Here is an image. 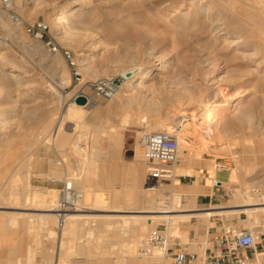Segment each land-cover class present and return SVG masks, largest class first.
I'll return each mask as SVG.
<instances>
[{"label": "rangeland", "instance_id": "374dc122", "mask_svg": "<svg viewBox=\"0 0 264 264\" xmlns=\"http://www.w3.org/2000/svg\"><path fill=\"white\" fill-rule=\"evenodd\" d=\"M165 1H173V6L167 10L158 9ZM186 1L14 0L15 10L25 22L43 19L49 24L55 43L61 50H69L76 59L81 77L74 78L61 54L50 55L23 28H14L8 19L5 24L0 23V28L8 35V41L0 44L1 261H14L16 258L17 264H55L61 241L60 264H170V258L158 248L156 250L161 252L162 259L142 257L139 254L142 240L139 246L136 242L144 239L158 225H165L171 236L169 245L177 237L182 244L190 245L189 251L202 252L208 245L207 228L218 220L235 222L244 227L260 224L264 220V211L224 212L208 216H176L173 221L169 220L172 222L167 221L168 224L160 221L149 228L143 217V220L138 217L127 225L119 217L100 216L81 219L76 222L78 226L67 227L62 233L56 228L57 219L45 220L37 215L29 217V214H22L45 212L29 208L40 203L42 191L53 193L58 199L60 185L47 181V174L59 178L69 175L74 181L73 186L79 190L94 188L96 199L93 205L105 210L92 213L104 215L145 214L131 211L148 209L154 203L144 202L147 199L143 189L155 182L158 184L155 194H162L169 203L176 197L172 203L174 209H195L175 214L246 205L249 195L253 194L257 202L262 201L264 78L250 71L254 63L248 60V56L254 48L231 50L225 47L224 42L206 35L204 30L193 32L188 38L174 33L170 22L174 23L180 17L169 18L170 13L180 3L178 9L181 12L195 8V2L189 5ZM79 12L82 19L77 21L73 17ZM57 16H64V21H58ZM14 32L19 33L17 38ZM260 54L264 55V49ZM2 61L13 65L16 72L8 74L12 72L9 68H1ZM149 67L152 71L145 75L143 84L126 91L121 74L129 69L140 72ZM60 71L66 76L64 84H60ZM259 72L262 73L261 70ZM99 79L112 80L116 85L111 97L96 94L92 83ZM213 79L216 83L209 84ZM51 88L56 92L53 93ZM79 90L88 95L86 107L74 102L73 97ZM124 92L133 95L129 97ZM228 92L234 94H231L234 100L219 123V108H215L217 112L210 110L203 119L194 116V112L201 111L195 97L212 100ZM131 98L133 101L129 100ZM236 101L238 104L234 106ZM78 107L85 109L81 111ZM175 107L185 108L182 117L185 120L179 126L182 129L178 134L179 156L181 158L182 154L189 153L200 168L186 180H178L177 174L169 179L156 180L143 160L140 138L150 131H170L176 126L180 117L173 113H170L166 126L154 124L155 120L165 117V111ZM192 108L194 112L190 111ZM58 119H62L59 121L62 131L55 138L52 129ZM48 120L51 126L43 132ZM211 125L215 130H223L222 136L215 138L212 134L207 135L205 131ZM73 128L77 134L83 132L81 139L73 138ZM96 132L97 135H94ZM112 132L121 136L116 147L110 146L107 137ZM58 137H62V142ZM183 139L189 144L185 145ZM216 162L225 164L228 169H217ZM201 169L205 175L200 172ZM216 181L219 183L216 184ZM37 189L42 193H38ZM200 192L210 195L200 200L197 198ZM33 194L38 197L33 198ZM242 207L253 206L233 208ZM13 213L24 216L17 215L15 220L11 217ZM105 220L111 223L107 224ZM49 229L54 232L50 234ZM171 229L175 230L173 234ZM32 253V259L27 261Z\"/></svg>", "mask_w": 264, "mask_h": 264}, {"label": "bare ground", "instance_id": "6f19581e", "mask_svg": "<svg viewBox=\"0 0 264 264\" xmlns=\"http://www.w3.org/2000/svg\"><path fill=\"white\" fill-rule=\"evenodd\" d=\"M183 0H181L182 2ZM194 3L195 8L193 10H191L190 8L185 12H181V10L179 11L178 7L181 4L177 5V9L174 12L170 13L169 18H171L172 16H178V19L180 17V19L176 22H170L171 25H173L174 28V33L181 35L182 37L188 38L191 33L199 31V30H204V32L206 33V35H209V37H213L216 41L219 42H224L225 47L230 48L231 50H249L251 48H254L253 53L250 52L248 56V60L252 63H254V68L250 69L251 72L257 73V75L260 78H264V69H261L262 66H264V55L260 54V51L264 48V0H187L186 4H191ZM13 3L14 0H13ZM17 3V2H16ZM20 5V4H19ZM188 5V6H189ZM154 6V5H153ZM173 6V1H165L164 3H162L160 6H158V9H163V10H167L169 9V7ZM188 8V7H187ZM17 9V8H16ZM179 12H181L179 14ZM179 15H178V14ZM155 14V13H154ZM164 16V15H163ZM165 18V17H164ZM56 19L58 21H64V16H57ZM73 19H76L77 21H80L82 19V14L79 12L77 15H75L73 17ZM160 19V18H159ZM176 20V19H175ZM1 22L3 24L6 23V18L2 17ZM158 28V26H156ZM160 27V26H159ZM15 28V27H14ZM67 32V31H66ZM14 37H18L19 33L14 32ZM170 36V35H169ZM171 37V36H170ZM169 37V38H170ZM175 39V38H174ZM39 42V41H38ZM183 43V42H182ZM225 51V50H224ZM240 52V51H239ZM244 53V52H243ZM246 54V53H245ZM244 54V55H245ZM51 55V54H50ZM161 56V55H160ZM54 58V57H53ZM84 64V63H83ZM58 66V65H57ZM1 68H9L10 72L12 73H8L10 75H13L14 72H16V69L13 68V65H11L10 63L6 62V61H2L1 63ZM62 69V68H61ZM161 69V68H160ZM130 70V69H129ZM128 72L126 71V73H122L121 75L124 78V87L126 91H131L133 90L136 86H139L141 84H143V80L144 77L147 73L152 71V67L146 68L140 72H133L132 70H130ZM261 70L262 73L260 74V72L258 73V71ZM124 70H122L121 72H123ZM248 72V71H247ZM92 73V72H91ZM17 74V73H16ZM209 74V73H208ZM250 74V73H249ZM253 74V73H252ZM67 75V74H66ZM58 77L60 78V84H64L67 82V80L64 77V74L62 71L59 72ZM257 77V76H256ZM203 79V78H202ZM163 80V79H162ZM204 80V79H203ZM215 79H213L209 84H214L216 83V81H214ZM165 82V81H164ZM221 82V80H220ZM166 83V82H165ZM150 84V83H148ZM221 84V83H220ZM154 86V84H153ZM152 86V87H153ZM216 88V87H214ZM239 88V87H238ZM53 93L56 92V89L51 88ZM149 89V88H148ZM198 89V88H197ZM186 90V89H185ZM228 90V89H227ZM189 91V90H188ZM154 92V91H153ZM215 92V90H214ZM126 96H129L130 93L129 92H124ZM143 93V92H142ZM186 93V92H185ZM188 93V92H187ZM218 93V92H217ZM216 93V94H217ZM233 94V93H231ZM229 92L226 95H222L219 97H210L212 98V100H204L203 96H197L195 97L197 102V105L200 107L199 109L201 110L199 113L198 112H194V107L192 109H190L191 112H194V116L198 117V118H202L206 113L210 112V110H215V108H219L220 109V115L218 116L217 119V123H219L221 120H223L222 118H225V114L228 112V108H229V104L233 102L234 100V94L231 95ZM133 95V94H132ZM132 95H130L129 97H132ZM137 95V93H136ZM199 95V94H198ZM186 97V95H185ZM184 97V98H185ZM209 97V96H208ZM87 98V97H86ZM173 98V97H172ZM134 99V96H133ZM149 100V98H147ZM174 99V98H173ZM128 100V99H127ZM129 100H132L129 99ZM139 100V99H138ZM137 100V101H138ZM125 101V100H124ZM133 101V100H132ZM145 101V100H144ZM239 101V100H238ZM238 101L234 102L236 106L238 104ZM131 102V101H130ZM142 102V100H141ZM139 102V103H141ZM148 102V101H147ZM151 102V101H150ZM155 102V101H154ZM189 101L187 100V103ZM132 103V102H131ZM137 103V102H136ZM145 103V102H144ZM152 103V102H151ZM181 103V102H180ZM186 103V102H185ZM135 104V102H134ZM156 104V103H155ZM158 104V103H157ZM136 105V104H135ZM143 105V104H141ZM154 105V103H153ZM159 105V104H158ZM184 105V104H183ZM186 105V104H185ZM188 105V104H187ZM85 106V105H83ZM149 106V105H148ZM147 106V107H148ZM70 107V106H69ZM73 109L76 108V106H74L73 104ZM86 107V106H85ZM85 107H78L80 110L83 108L85 109ZM138 107V106H137ZM140 107V106H139ZM146 108V106H143ZM141 108V107H140ZM198 108V107H197ZM232 108V107H231ZM156 109V107H155ZM160 109V108H159ZM198 109V110H199ZM81 110V111H82ZM185 108L182 109L181 108H170L169 110L165 111L166 115L164 118L161 117V119H157L155 120L154 124L158 125V126H166L169 122L167 121L172 113L176 115H178V117H180V120L177 122V126H180V123L182 122V120H185L184 118L182 119V117H184L185 114ZM74 111V110H73ZM78 111V110H77ZM164 111V109H163ZM214 111L212 113H214ZM218 111V110H217ZM216 111V112H217ZM69 112V111H68ZM97 112V111H95ZM159 112V111H158ZM238 112V111H236ZM238 115V113H236ZM77 113H80L79 111ZM132 113V112H130ZM171 113V115H170ZM45 114V113H44ZM69 114V113H68ZM67 114V116H68ZM193 114V113H192ZM232 114V113H231ZM72 115V114H71ZM70 115V116H71ZM83 116V115H82ZM132 116V114H131ZM158 116V115H157ZM211 116V114H210ZM216 116V114H215ZM45 117V116H44ZM126 117V116H125ZM207 117V116H206ZM49 118V117H47ZM46 118V119H47ZM71 118V117H70ZM104 118V117H103ZM130 118V116H129ZM204 118V117H203ZM202 118V119H203ZM51 119V118H49ZM63 119V118H62ZM62 119H58L56 124L54 125L53 129H52V135L53 137H57L58 135H60L62 128H59V121H61ZM178 119V118H177ZM206 119V118H205ZM80 120V119H79ZM126 120V118H125ZM129 120V119H128ZM214 120V119H213ZM70 121V120H69ZM82 121V120H81ZM177 121V120H176ZM194 122L196 120H193ZM201 121V120H200ZM199 121V122H200ZM204 121V120H203ZM47 123L44 126V130L45 128L47 130V128H49L48 126H51V121L49 122L46 121ZM83 122V121H82ZM101 122V121H100ZM85 124V121L83 122ZM63 125V122L61 123ZM83 124V127H84ZM123 124V123H122ZM197 124V123H195ZM212 124V123H210ZM223 124V123H222ZM153 125V124H152ZM173 125V124H172ZM193 125V122H192ZM198 125V124H197ZM157 126V128H158ZM86 127V126H85ZM110 127V126H109ZM174 127V126H173ZM196 127V126H195ZM82 128V127H81ZM172 128V127H171ZM68 129H71L68 127ZM79 130V129H77ZM82 130V129H81ZM177 134H181L182 129L179 127ZM50 131V130H49ZM72 133H73V138L75 137L76 139H78L83 135V132L80 134H77V131H75V129H72ZM196 131V130H195ZM223 130H215L214 126H209V128L205 131V133L207 135L211 134L215 137L218 138L219 136H222L223 134ZM79 133V131H78ZM97 135V132L94 134ZM103 135V134H102ZM101 135V136H102ZM107 136V135H105ZM212 136V137H213ZM64 137V136H63ZM94 137V136H93ZM103 137V136H102ZM109 137V144L112 147H116L117 143L121 140V136L119 135V133H109L108 136ZM179 137V136H178ZM202 137V136H201ZM52 138V137H51ZM59 138V137H58ZM204 138V137H203ZM221 138V137H220ZM65 139V138H64ZM68 139V138H67ZM107 139V138H105ZM209 139V138H208ZM59 140H61L62 142V137L61 139L59 138ZM182 140V139H181ZM97 141V140H96ZM102 141V140H101ZM47 142V141H45ZM59 142V141H58ZM57 142V143H58ZM108 142V139H107ZM185 143V145H188L189 142L184 140L183 141ZM181 142V143H182ZM44 143V142H43ZM93 144V143H92ZM107 144V143H106ZM120 144V143H119ZM60 145V144H59ZM90 145V144H89ZM94 145V144H93ZM202 145V144H201ZM107 146V145H106ZM95 148V146H93ZM97 148V147H96ZM95 148V149H96ZM94 149V150H95ZM99 149V147H98ZM93 150V148H92ZM92 152V151H91ZM93 155V154H92ZM192 157V156H191ZM43 160V159H42ZM84 161V160H83ZM29 162V161H28ZM48 162V161H47ZM51 162V160H50ZM65 162V161H64ZM92 164L93 162L90 161ZM36 163V162H35ZM34 163V164H35ZM81 163V162H80ZM87 164L89 165L90 163L87 161ZM86 164V165H87ZM87 165V171H89L90 173V168H88ZM94 165V164H93ZM91 166V165H90ZM81 167V166H80ZM60 168V167H59ZM69 168V167H68ZM85 168V167H84ZM148 171L153 170L152 166L148 167L147 169ZM58 171V170H57ZM81 172V171H80ZM191 172L190 169H175L173 170L172 174H182V173H186L187 174ZM67 173V172H66ZM74 173V172H73ZM41 174V173H40ZM87 174V173H86ZM18 175V174H17ZM65 182L68 185H73L74 181L72 180V177L68 175V177H65ZM251 184V183H250ZM158 184L157 182L151 184L150 186L144 187V197L147 199L146 201L144 200V202H154L155 205H153L154 203L151 204V206L149 205L150 203H148V205L150 206L148 209H144V210H140V211H131V212H144L145 214H110L107 213L104 215V213L102 214H97L95 213L96 211L98 212H104L105 209L99 208V207H94L93 205V201H95V195L92 189L89 188H81V191L83 193L82 199H81V207L77 210H73V211H69L65 213V221H64V225L62 228V233L65 231V229H67V227H76L77 225V221L84 219V218H90V217H100V216H104V217H119L121 218L125 224L128 225V223L130 224L131 220H135L138 219V217H140V219L143 217L145 219L144 223L146 222L147 226L150 227H155L156 224L160 221L163 222H172V218L175 219L176 216H179L177 218H180V216H185V217H191V216H201V215H212V214H218V213H229V212H259V211H264V198H262V201L257 202V200H255V196L253 195H249V201L246 205H233V207L235 206H253V207H242V208H233L230 205V209H224V210H207V211H203V212H191V213H177L175 214L174 212H180V211H194L195 209L190 208V209H174L173 208V201L176 200V197H174V199H172L171 203H169L167 200V198H164L162 194H155V190L157 189ZM247 187V186H246ZM53 190V189H52ZM38 191V189H37ZM41 191H38V193ZM43 194L39 195L40 197V203H36L34 205H32L33 207H29V208H34L36 210H40V211H45V212H39L36 214H30V213H22V214H29V217H33L34 215L39 216L41 219H49V220H53V219H57L58 214L56 212V202L57 199L56 197L53 195V193H45L46 191H42ZM41 192V193H42ZM35 193V192H34ZM5 196L7 194H4ZM11 195V194H10ZM97 195V194H96ZM108 195V194H107ZM8 196V195H7ZM130 196V195H129ZM3 197V196H2ZM38 197L37 195L33 194V198ZM31 198V197H30ZM130 198V197H128ZM6 199V198H5ZM166 199V200H165ZM28 200V199H27ZM26 200V201H27ZM32 200V198H31ZM36 200V199H34ZM33 200V201H34ZM137 200V197H136ZM101 202V201H100ZM137 202V201H136ZM5 203V202H3ZM30 203V202H29ZM103 203V202H102ZM101 203V204H102ZM106 203V202H104ZM167 203V204H166ZM168 203L170 205H168ZM134 204V203H133ZM177 204V203H176ZM242 204V203H241ZM27 205V204H26ZM143 206V205H142ZM147 206V205H146ZM28 208V207H26ZM137 210V209H136ZM55 211V212H54ZM92 211H95L94 213H92ZM111 211V210H110ZM248 213V214H249ZM11 214V213H10ZM21 213H13L11 215V217L13 216V218L16 220L15 216L17 215H22ZM24 216V215H22ZM28 218V217H27ZM142 218V220H143ZM13 219V220H14ZM103 219V218H102ZM258 219V218H257ZM14 220V221H15ZM172 220V221H169ZM255 220V219H254ZM57 221V220H56ZM256 221V220H255ZM259 221V219H258ZM264 221V220H262ZM13 222V221H12ZM11 222V223H12ZM109 222V221H108ZM108 222L105 223L108 224ZM141 222V221H140ZM257 222V221H256ZM111 222H109L110 224ZM134 224V223H133ZM168 224V223H167ZM9 225V224H8ZM132 225V224H131ZM109 226V225H108ZM107 226V227H108ZM135 225H133L134 227ZM142 226V225H141ZM110 227V226H109ZM121 227V226H120ZM7 228V227H6ZM137 228V227H136ZM143 228V226H142ZM5 229V228H4ZM111 229V228H110ZM1 230V229H0ZM108 230V229H107ZM124 230V229H123ZM137 230V229H136ZM172 230V229H171ZM106 231V230H105ZM114 231V230H113ZM135 231V230H134ZM139 231V230H138ZM175 230H172V234ZM3 232V231H2ZM50 234L53 233L54 231L52 229H49ZM171 233V231H170ZM169 233V234H170ZM142 234V233H140ZM61 236V235H58ZM60 238V237H58ZM127 240V239H126ZM143 240L142 238H140L137 242L136 245L139 246L140 241ZM9 241V240H8ZM119 242V241H118ZM121 242V241H120ZM114 243V242H113ZM128 243V242H127ZM117 244V243H116ZM130 246V245H129ZM161 250V252L163 253V249L162 248H158ZM62 252V248H61V241H60V247L58 248V250L56 251V255H55V264H60L59 262V258H60V254ZM158 252V253H157ZM161 252H159L158 250L154 251L153 256H151L150 258H155V257H159L162 259V254ZM62 255V254H61ZM33 257V253L31 254V257L27 260L30 261ZM13 259V258H12ZM153 260V259H152ZM156 261V260H154ZM149 262V260H148ZM18 261L15 258L14 261L13 260H7V261H1L0 260V264H17ZM29 263V262H28ZM155 263V262H154ZM42 264H48V263H42Z\"/></svg>", "mask_w": 264, "mask_h": 264}, {"label": "built area", "instance_id": "2783aa9c", "mask_svg": "<svg viewBox=\"0 0 264 264\" xmlns=\"http://www.w3.org/2000/svg\"><path fill=\"white\" fill-rule=\"evenodd\" d=\"M2 17L8 19L14 27L23 28L29 36L39 41L48 53L61 54L71 69L72 76L76 79L81 77L76 59L69 50H61L55 43L50 34L49 24L45 20L25 22L15 10L13 0H0V23ZM7 41L8 35L0 28V44ZM92 86L96 94L104 98L111 97L116 90L113 81L107 79L94 81ZM78 94L88 96L83 90H79L73 99ZM178 128L176 125L170 131H150L140 138L143 160L148 167L152 166L153 170L149 173L156 180L174 177L173 168L179 161ZM215 167L220 170L228 169L220 162H216ZM45 179L60 185L56 202L58 214L56 228L61 231L65 213L81 207L83 193L73 185L66 184L65 178L47 174ZM206 234L208 245L203 251H189L187 244H182L177 237L169 245L171 236L168 235L166 226L158 225L142 240L139 254L142 257H151L157 248H162L163 255L170 258V264H264V221L244 227L220 219L207 228Z\"/></svg>", "mask_w": 264, "mask_h": 264}, {"label": "crops", "instance_id": "0c3cea01", "mask_svg": "<svg viewBox=\"0 0 264 264\" xmlns=\"http://www.w3.org/2000/svg\"><path fill=\"white\" fill-rule=\"evenodd\" d=\"M199 168L197 165H195V162L193 161V158L191 157V155L189 153H184L182 154V157L180 158L179 156V161L177 163V169H190L191 172L187 174L186 173H182V174H177L178 180H186L190 177H192L194 171H199ZM226 171V170H225ZM201 173H203L204 175L206 173H204V170L201 169L200 171ZM222 175V174H221ZM191 182H194L191 180ZM184 185H189V183H182ZM206 185V184H205ZM199 186H203V185H199ZM194 191V190H193ZM210 194L206 193V194H202L201 192L197 195V198L202 200L203 198L205 199L207 196H209ZM190 245L187 244V248H189Z\"/></svg>", "mask_w": 264, "mask_h": 264}, {"label": "water", "instance_id": "95a60500", "mask_svg": "<svg viewBox=\"0 0 264 264\" xmlns=\"http://www.w3.org/2000/svg\"><path fill=\"white\" fill-rule=\"evenodd\" d=\"M74 102L78 105H85L87 103V98L85 95L82 94H78L75 98H74Z\"/></svg>", "mask_w": 264, "mask_h": 264}]
</instances>
